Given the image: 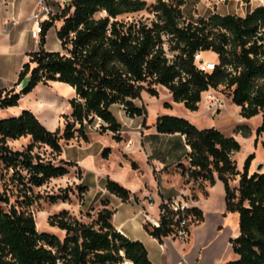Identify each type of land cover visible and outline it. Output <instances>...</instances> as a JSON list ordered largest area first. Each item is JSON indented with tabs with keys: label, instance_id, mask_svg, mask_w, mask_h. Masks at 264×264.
Masks as SVG:
<instances>
[{
	"label": "trees",
	"instance_id": "16d2710c",
	"mask_svg": "<svg viewBox=\"0 0 264 264\" xmlns=\"http://www.w3.org/2000/svg\"><path fill=\"white\" fill-rule=\"evenodd\" d=\"M185 2L156 0L147 7L143 0H70L56 18L42 23L39 48L28 54L14 87L25 78L27 83L20 91L0 90V110L17 107L20 98L40 84L63 83L74 95L68 100L69 119L61 132L49 131L30 110L0 118V166L13 172V182L22 197L12 202L8 190L0 191V264H153L140 241L128 239L113 226L114 211L107 208L106 201L87 223L67 210L50 215L48 224L64 232L62 239L38 232L29 211L36 200L31 194L33 188L66 175L75 166L58 160L62 142L76 137L86 142L85 126L95 120L101 122L100 132L109 131L113 140L120 141V124L112 105H122L128 117L144 116L145 107H137L133 101L141 98L142 91L158 97L156 87L162 86L174 102L193 112L205 91L222 86L242 118L261 114L256 135L264 131V5L244 16L212 13L185 22ZM146 8L154 15L149 24L118 19ZM55 19H63L56 33L61 51L50 52L44 48L45 37ZM198 51L217 55L212 71L196 68L194 54ZM155 127L158 133L184 135L189 147L188 166L180 165L185 182L211 186L216 179L222 182L225 210L239 218V235L229 241L236 258L226 264H264V172L249 173L253 154L238 171L231 158L240 150L234 137L215 128L198 129L187 119L170 115L158 117ZM28 136L30 143L22 150L8 145L9 140ZM39 146L47 147L52 157L46 159L34 152ZM108 151L104 148L102 157ZM236 176L238 187L234 189L230 182ZM105 189L122 201L131 195L110 179ZM77 190L84 193L86 187L79 184ZM68 199L67 194L56 195L50 196L49 202ZM159 208L165 205L161 203ZM165 211L158 227L144 224L146 232L159 242L175 234L177 227L174 213ZM187 214L192 216L190 224L203 219L194 207Z\"/></svg>",
	"mask_w": 264,
	"mask_h": 264
},
{
	"label": "crops",
	"instance_id": "0c3cea01",
	"mask_svg": "<svg viewBox=\"0 0 264 264\" xmlns=\"http://www.w3.org/2000/svg\"><path fill=\"white\" fill-rule=\"evenodd\" d=\"M37 1L0 0V90L15 88V91H18L17 87H14L18 74L23 64L28 61V54L39 48L40 36L36 38L31 36L33 21L30 18ZM69 1L62 3V0H46L52 11L50 19L56 18ZM250 1L248 12L256 6L264 5L262 0ZM212 13L221 14L217 11ZM62 24L63 19H55L48 29L44 45L47 51H61L56 33ZM207 54L217 57L212 52L202 53ZM156 89L158 97H151L142 91L141 98L133 101L135 106L145 107L144 116L128 117L122 105L111 106V111L120 124V141L113 140L109 131L100 132L101 122L95 120L85 126L87 141L76 137L62 144L58 160L75 164L68 172L70 170L77 172L80 185L86 187L83 196H86L88 189V186L84 185L86 178L88 176L93 178L98 192L89 204L94 207V215L102 208V201L108 202L107 208L114 211L111 219L113 226L128 239L140 241L153 264H226L233 256L229 241L239 235V218L237 213L225 210L222 182L216 179L212 186L207 182L193 180L185 182L180 165L188 166L189 147L185 143L184 135L158 133L155 125L158 117L170 115L185 118L198 129L217 128L224 135L234 137L240 144V150L231 155L238 171H242L246 157L253 154L254 158L249 168L251 174L257 171L259 164H262V169L257 172H264V131L259 136L256 135L262 116L257 114L250 119L242 118L239 115V107L228 97L231 107L236 111V121L231 122L226 129L198 125L201 119L208 120L211 124L216 119L222 124L227 113L222 109L212 116L207 112L203 102L198 104L197 111L191 112L183 103L174 102L166 88L157 86ZM161 91L166 93L165 98H159ZM46 92L50 93V103L47 107L53 110L56 126L58 103L63 99L69 100L74 95L72 88L63 83L37 85L30 93L20 98L17 107L9 108L13 116H18L22 110H30L40 120L36 105L37 101L45 104L42 96ZM148 101L156 103L153 116H149ZM165 103L169 104L168 108L164 107ZM60 127L62 128V124ZM46 128L54 130L52 125ZM74 145L77 148L76 153L68 155L65 147ZM104 148L109 150L105 158L102 157ZM107 179L129 190L131 193L129 199L122 201L110 194L105 189ZM238 180L239 176H236L230 182V186L236 189ZM166 200L187 202L190 208L194 207L201 211L202 221L189 227L186 239L167 236L159 242L144 229L145 223L158 218L159 206Z\"/></svg>",
	"mask_w": 264,
	"mask_h": 264
},
{
	"label": "rangeland",
	"instance_id": "374dc122",
	"mask_svg": "<svg viewBox=\"0 0 264 264\" xmlns=\"http://www.w3.org/2000/svg\"><path fill=\"white\" fill-rule=\"evenodd\" d=\"M143 1L146 2V5L148 7L156 0H143ZM250 2L251 1L242 2L235 0H186L184 6L182 7L183 19L185 20V22L197 21L200 18H206L207 16L210 15V13H212V11L215 12L217 11L221 14H236L238 16L246 15L248 13ZM118 19L127 22L142 21L149 24L152 20H154V15L149 11V9L146 8L139 12L123 14L119 16ZM164 47L167 48V45H165ZM167 54L169 57H171V54L169 52H167ZM202 56L204 57L205 60L218 63L217 57L216 58L211 57L208 54ZM53 88L58 89L59 87H53ZM216 91L224 98H227L225 107L223 108V110L227 113L226 119L222 121V124H219V122L216 119L212 124L208 122V120L201 119L198 121V125H210L209 127L216 126L218 128L222 127L223 129H226V127H228V125L231 124V122L236 121V116H235L236 111L230 105V101L228 100L226 89H224L222 86H219L216 89ZM49 95L50 93L48 92L43 93L42 101L45 104L37 101L38 111L39 113L41 112L39 114L40 120L38 118L37 119L44 127L52 125L54 127L53 131L59 129L61 132L63 125L65 124V121L69 119L68 100L63 99L61 102L58 103L57 111H56V115L58 118H57V125L55 126L56 119L53 117L52 114L53 110L47 107L48 103H50ZM165 96L166 93L164 91H161L159 94V98L162 99L165 98ZM65 97L66 95L64 96V98ZM42 105L43 106L45 105L44 113L43 110H41L43 109ZM148 105H149V116H153L156 111V103L154 101H148ZM176 112L180 113L179 110H176ZM12 116L13 113L12 111H10L9 108L0 110V118L12 117ZM41 117L45 118L46 123H44V121L41 120ZM61 124H62V128L60 127ZM223 125H225L224 126L225 128L223 127ZM90 139H93V137H90ZM29 143H30L29 136L14 141L12 140L8 141V145L14 150H22ZM62 143L64 144V142ZM76 151L77 148L75 145L72 147H65V152L68 155L75 154ZM34 152L40 153L46 159L52 157L50 150L44 146H39L35 148ZM56 162L57 159L54 160V163ZM113 168L114 167H112V169ZM76 173H77L76 171L70 170L66 175L60 178L51 179L47 183L43 184L41 187L33 188L31 194L34 197H36V200L33 203V205L29 207V211L33 215L35 225L38 227L36 228L38 232L53 234L56 235L59 239H62L64 236V232L58 229L57 227L50 226L47 221L50 215L57 214L62 210H67L72 217L77 218L85 223L90 222L95 216L93 212L94 207L89 204L91 203V201H93L92 199L96 196L98 192L94 180L91 176H88L86 178V182L84 185H87L88 189L85 194L86 196H83L82 193L77 190V185L81 183H80V177H78ZM12 175L13 172L11 170H6L4 169L3 166H0V191L8 190V192L12 194L11 201L14 202L16 199L21 200L22 197L19 196L20 191H18L16 182H13ZM63 194H67L69 199L64 202L58 201L54 204L49 202L50 196L63 195ZM235 256L236 255L233 254L230 260L235 259L236 258Z\"/></svg>",
	"mask_w": 264,
	"mask_h": 264
},
{
	"label": "built area",
	"instance_id": "2783aa9c",
	"mask_svg": "<svg viewBox=\"0 0 264 264\" xmlns=\"http://www.w3.org/2000/svg\"><path fill=\"white\" fill-rule=\"evenodd\" d=\"M68 0H62V3ZM52 15L51 8L49 7L46 0H38L34 5L31 12V20L33 21V29L31 31V36L36 38L39 37L41 33V25L44 21L49 20ZM194 62L196 68L200 72H210L215 68V63L213 61L205 60L201 52H196L194 54ZM215 90L208 89L202 95L201 102L204 103L207 112H210L212 116L216 115L220 110L225 107L226 99L222 95H218ZM130 144V141H128ZM165 208L158 211V218L151 220L150 225L158 227L160 224V217L166 214L165 209H169L174 213V220L177 221V227L175 234L170 235V237H176L180 239H186L189 235L190 220L192 216L187 214L190 208L187 202H176L173 200H166L163 202ZM149 205L151 203L149 202Z\"/></svg>",
	"mask_w": 264,
	"mask_h": 264
},
{
	"label": "water",
	"instance_id": "95a60500",
	"mask_svg": "<svg viewBox=\"0 0 264 264\" xmlns=\"http://www.w3.org/2000/svg\"><path fill=\"white\" fill-rule=\"evenodd\" d=\"M27 83V78H25L18 86L17 89L18 91L22 90V88L26 85ZM262 169V164H259L256 168L257 171H260ZM126 264V262L124 263Z\"/></svg>",
	"mask_w": 264,
	"mask_h": 264
},
{
	"label": "bare ground",
	"instance_id": "6f19581e",
	"mask_svg": "<svg viewBox=\"0 0 264 264\" xmlns=\"http://www.w3.org/2000/svg\"><path fill=\"white\" fill-rule=\"evenodd\" d=\"M72 90H73V89H72ZM36 106H37V105H36ZM39 106H40V105H39ZM44 106H45V105H44ZM44 106L42 105V108H43V109H41V110H43V113H44V108H45ZM37 107H38V106H37ZM45 110H46V109H45ZM37 112H38V111H37ZM40 113H41V112H40ZM40 113H39V114H40ZM41 120L44 121V123H46V120H45L44 117H41ZM36 228H38V227L36 226ZM222 255H223V253H222ZM228 257H229V256H228ZM126 264H131V263H130V262H126Z\"/></svg>",
	"mask_w": 264,
	"mask_h": 264
}]
</instances>
